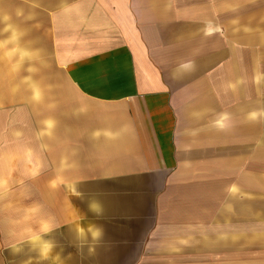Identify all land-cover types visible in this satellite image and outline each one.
<instances>
[{"label": "crops", "instance_id": "0c3cea01", "mask_svg": "<svg viewBox=\"0 0 264 264\" xmlns=\"http://www.w3.org/2000/svg\"><path fill=\"white\" fill-rule=\"evenodd\" d=\"M260 199L264 0H0V264H248Z\"/></svg>", "mask_w": 264, "mask_h": 264}, {"label": "clouds", "instance_id": "9594fccd", "mask_svg": "<svg viewBox=\"0 0 264 264\" xmlns=\"http://www.w3.org/2000/svg\"><path fill=\"white\" fill-rule=\"evenodd\" d=\"M26 55V53H25ZM183 67L185 68H190L191 65H184ZM41 98V93L39 91V89H35L34 90V96L33 99L39 101ZM251 119H256L257 118V113H252L250 115ZM229 120V115L227 113H221L219 115V119H217L214 124L216 127H218L220 130H224L228 125L226 124V121ZM47 124H49V126L52 125V121H47ZM106 135H111L110 133H105ZM96 135H99V133H96ZM91 208V206H90ZM92 210V209H91ZM96 228V235L93 237L94 239H102L104 236V230L102 227L99 226H94ZM53 229L51 228H44L42 229V233L43 235H39L36 237L31 238L28 242L29 243H38L39 241L43 240V246L41 248L38 249V255L43 257L44 259H47L49 255H51L54 251V249L56 248V244L52 241L49 240H44L43 237L48 235V233L50 231H52ZM90 251H92L90 249Z\"/></svg>", "mask_w": 264, "mask_h": 264}, {"label": "rangeland", "instance_id": "374dc122", "mask_svg": "<svg viewBox=\"0 0 264 264\" xmlns=\"http://www.w3.org/2000/svg\"><path fill=\"white\" fill-rule=\"evenodd\" d=\"M49 56L46 55L44 57L43 66L46 69H49L51 71H54V66H52L51 61H49ZM48 81V79H47ZM46 82V85L48 82ZM260 205V213L264 214V200H257ZM257 203V205H258ZM247 249H248V264H264V240H255V241H248L247 242Z\"/></svg>", "mask_w": 264, "mask_h": 264}]
</instances>
